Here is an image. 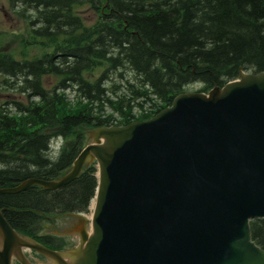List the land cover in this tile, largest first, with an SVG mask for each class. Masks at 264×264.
I'll return each instance as SVG.
<instances>
[{"label": "trees", "instance_id": "16d2710c", "mask_svg": "<svg viewBox=\"0 0 264 264\" xmlns=\"http://www.w3.org/2000/svg\"><path fill=\"white\" fill-rule=\"evenodd\" d=\"M8 2L32 11L28 25L37 26L29 37L51 50L21 60L0 52V75L14 79L4 81L26 98L0 110V188L61 175L82 147L86 127L149 118L189 83L204 92L240 72L264 71V0ZM83 6L95 15L89 25L77 14ZM121 69L135 77L115 83L109 74ZM45 75L57 78L50 89L41 84ZM145 107L158 108L144 113ZM54 137L65 140L55 156L47 151ZM94 172L91 163L55 190L33 185L0 194L2 215L17 232L60 249L58 238L38 234L39 221L42 215L86 212ZM248 224L251 240L264 249V219Z\"/></svg>", "mask_w": 264, "mask_h": 264}, {"label": "water", "instance_id": "95a60500", "mask_svg": "<svg viewBox=\"0 0 264 264\" xmlns=\"http://www.w3.org/2000/svg\"><path fill=\"white\" fill-rule=\"evenodd\" d=\"M86 144L58 180L0 194L56 189L95 161L90 233L54 251L19 236L0 210V264H30L22 249L48 264H264L247 225L264 218V71L180 93L147 120L91 130Z\"/></svg>", "mask_w": 264, "mask_h": 264}, {"label": "rangeland", "instance_id": "374dc122", "mask_svg": "<svg viewBox=\"0 0 264 264\" xmlns=\"http://www.w3.org/2000/svg\"><path fill=\"white\" fill-rule=\"evenodd\" d=\"M77 14L82 18V21L89 25L95 19V15L92 13L87 6L80 7L77 11ZM32 19V11L31 10H21L20 6L14 4L10 5L8 0H0V51L8 52L15 59L23 58H32L41 54L43 50V46H39L38 44H32L30 39V28L28 26V20ZM37 25L31 24L32 28H36ZM34 42V41H33ZM46 50V48H45ZM22 53V54H20ZM122 74V77H119L118 74ZM99 74V70L94 71V76ZM111 80L115 83L124 82L126 79H132L134 76L133 71L130 69H121L116 70L109 74ZM8 79L9 82H15L14 79L8 78L6 76L0 75V109L3 107H7L11 101H20L25 102L26 98L23 94L22 96L17 93L15 90V84L13 87L7 85L4 80ZM56 83V77L52 75H45L41 78V84L43 87L49 89L54 86ZM200 88V84L193 82L184 86V90L187 92H195ZM133 111L138 113L137 108L133 107ZM90 131L89 128H84L82 131V146L86 144L87 134ZM64 140L52 138L50 141V145L52 148H48V153L51 155L56 154L61 145L64 144ZM62 143V144H61ZM61 144V145H60ZM92 203L90 204L91 207ZM91 209H89L90 211ZM86 217H89V214H85ZM50 221L40 220L39 232L48 233L53 235L62 236L60 238L64 247L63 249L70 247L71 245H75L77 243V238L75 235H71L74 231L73 223L74 220L69 215H59L53 216L50 215ZM81 225V224H80ZM83 227V225H81ZM25 255L34 263L39 264L44 262L45 260L38 261L36 256L30 253L27 250H23ZM34 256V257H33Z\"/></svg>", "mask_w": 264, "mask_h": 264}, {"label": "flooded vegetation", "instance_id": "af4514ba", "mask_svg": "<svg viewBox=\"0 0 264 264\" xmlns=\"http://www.w3.org/2000/svg\"><path fill=\"white\" fill-rule=\"evenodd\" d=\"M75 219H76V222H78V221H79L77 217H75Z\"/></svg>", "mask_w": 264, "mask_h": 264}]
</instances>
